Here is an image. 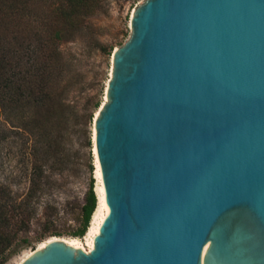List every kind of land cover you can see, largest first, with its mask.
Wrapping results in <instances>:
<instances>
[{
  "label": "water",
  "instance_id": "obj_1",
  "mask_svg": "<svg viewBox=\"0 0 264 264\" xmlns=\"http://www.w3.org/2000/svg\"><path fill=\"white\" fill-rule=\"evenodd\" d=\"M131 31L94 121V248L20 264H264V0H147Z\"/></svg>",
  "mask_w": 264,
  "mask_h": 264
},
{
  "label": "trees",
  "instance_id": "obj_2",
  "mask_svg": "<svg viewBox=\"0 0 264 264\" xmlns=\"http://www.w3.org/2000/svg\"><path fill=\"white\" fill-rule=\"evenodd\" d=\"M98 6V0H0V146L9 170L0 182V264L16 255L20 234L86 139L93 115L90 101L75 94L81 60L61 45L77 38ZM96 208L90 189L74 237L86 235Z\"/></svg>",
  "mask_w": 264,
  "mask_h": 264
},
{
  "label": "rangeland",
  "instance_id": "obj_3",
  "mask_svg": "<svg viewBox=\"0 0 264 264\" xmlns=\"http://www.w3.org/2000/svg\"><path fill=\"white\" fill-rule=\"evenodd\" d=\"M146 1L98 0V9L86 19L77 38L62 43L61 50L65 54L76 55L81 60L80 92L75 94L82 98L83 103L90 101L88 113L93 115V120L88 124L84 144L76 147L78 155L73 159L74 162L61 175H57V181H52V190L42 199L38 211L29 222V228L17 240L16 255L6 264H19L28 254L40 249L53 238L66 242L77 239L86 245V235L80 238L73 234L80 225L78 218L90 189H93L96 196L97 207L99 205L94 121L107 100L113 53L129 40L134 12ZM7 168L0 146V182L5 181L9 175ZM17 188L14 187V192L20 193Z\"/></svg>",
  "mask_w": 264,
  "mask_h": 264
},
{
  "label": "bare ground",
  "instance_id": "obj_4",
  "mask_svg": "<svg viewBox=\"0 0 264 264\" xmlns=\"http://www.w3.org/2000/svg\"><path fill=\"white\" fill-rule=\"evenodd\" d=\"M95 153H96V151H95ZM96 160H97L96 161V164H97L96 173H97V177H98L99 185H100L99 189H98L100 198H99V203H98L99 205L93 214L91 225H90L89 230H88L86 237H85L86 245H84L81 241H79L77 239L72 240L71 242H67L71 246H73L75 248L83 249L87 253H89L93 250L94 245H95V239L100 234L103 222L105 221V219L107 218L108 213H109V209H108L107 202H106L104 184H103V180H102L101 168H100L97 156H96ZM53 240H58V239L53 238V239L49 240L41 248H44L49 242H52ZM206 250H207V247L204 249V254H205ZM31 254L32 253L28 254L22 261H24Z\"/></svg>",
  "mask_w": 264,
  "mask_h": 264
}]
</instances>
